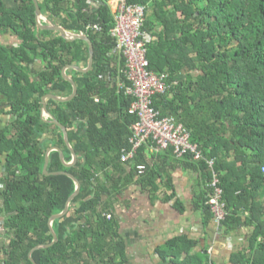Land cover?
<instances>
[{
    "label": "trees",
    "instance_id": "1",
    "mask_svg": "<svg viewBox=\"0 0 264 264\" xmlns=\"http://www.w3.org/2000/svg\"><path fill=\"white\" fill-rule=\"evenodd\" d=\"M37 2L47 18L43 23L88 36L93 62L85 74L69 69L78 88L72 101L47 100L78 159L66 167L53 151L50 175H45L50 148H60L66 162L73 157L62 130L42 116V100L72 95L63 69L85 67L88 47L82 39L68 40L37 26L32 0H0V33L20 39L16 46L0 44V96L14 117L0 131V227L6 238L0 264H33L30 257L35 264H127L112 201L136 178L156 192L160 173L151 167L150 145L128 161L120 159L132 150L131 127L138 118L129 114L135 98L126 93L125 58L113 53L109 0ZM128 2L147 7L145 30L153 35L149 68L166 76L167 90L153 97V107L182 124L205 157L178 160L202 171L209 218L210 183L216 175L227 209L221 223L253 227L251 256L241 264H264V0ZM167 152L176 158L173 150ZM207 160H214L212 168ZM127 167L130 173L124 177ZM59 172L78 179L81 191L52 224L58 241L34 249L29 257L33 247L53 241L49 220L76 191L73 179L53 175Z\"/></svg>",
    "mask_w": 264,
    "mask_h": 264
},
{
    "label": "crops",
    "instance_id": "2",
    "mask_svg": "<svg viewBox=\"0 0 264 264\" xmlns=\"http://www.w3.org/2000/svg\"><path fill=\"white\" fill-rule=\"evenodd\" d=\"M0 44L16 46L20 39L10 32L0 33ZM2 100L0 96V131L14 119ZM148 158L160 173L158 190L152 191L136 178L111 204L127 264H241L251 256L253 227L242 223L227 228L208 217L203 203L208 184L200 169L151 147ZM3 162L0 157V172ZM129 171L127 167L123 176Z\"/></svg>",
    "mask_w": 264,
    "mask_h": 264
},
{
    "label": "built area",
    "instance_id": "3",
    "mask_svg": "<svg viewBox=\"0 0 264 264\" xmlns=\"http://www.w3.org/2000/svg\"><path fill=\"white\" fill-rule=\"evenodd\" d=\"M113 25L110 34L114 39V51L125 58L123 73L130 83L126 93L135 98L129 114L135 115L138 122L132 125L130 144L132 150L123 152L122 161L134 158L137 151L150 145L157 153L173 150L177 159L192 155L195 161L205 159L199 147L191 142L190 133L174 118L162 117L153 107V97L167 90L166 76L151 72L148 58L149 42L152 35L145 30L147 7L143 4L129 3L128 0H111ZM92 28L98 29L97 25ZM213 167L214 160H207ZM145 170L146 166H140ZM264 172V168H263ZM210 187L213 189L208 204L216 223H221L227 215L226 203L222 199V189L213 174ZM212 264V263H208Z\"/></svg>",
    "mask_w": 264,
    "mask_h": 264
},
{
    "label": "water",
    "instance_id": "4",
    "mask_svg": "<svg viewBox=\"0 0 264 264\" xmlns=\"http://www.w3.org/2000/svg\"><path fill=\"white\" fill-rule=\"evenodd\" d=\"M32 1H33V4H34V7H35V20H36L37 26H39L42 29H46V30L59 31L61 33V35L64 38L68 39V40L82 39V40L85 41V43L88 46V56H89V58H88V64H87V66L85 68H82V67H80L78 65L72 64V65H68V66L64 67V69H63V76H64V78L73 87L72 95L69 96V97H67V98H60V97H57L55 95H47L42 100L43 101L42 116L43 117H46L45 120L47 122L53 123L54 125L58 126L62 130V132L64 134L65 143H66L67 147L70 149V151L72 153V157H73L72 161L66 162L65 161V157H64V153H63V151L60 148H58V147H52V148H50L47 151V154H46L45 166H44V171H43L45 175H50L47 170H48V164H49V155H50L51 152H53V151L59 152L60 158H61L62 162L65 164L66 167L73 166V164L76 163V161H77L78 158H77V155H76L75 151L73 150V148L70 145L69 135H68V131H67L66 127L63 126L58 120H56L49 113L48 108H47V100L52 99V100H55L57 102L66 103V102L72 101L77 96V93H78L77 85H76L75 81L71 77H69L67 75V69L73 68V69H76V71L81 72V73H84V74L87 73L88 71H90V68H91L92 62H93V45H92L91 40L88 38V36L85 33L77 32V31L72 30V29H66V28L62 27L61 25L54 24V23H43L42 20H43L44 17H43L42 10H41V7L39 5V2H37V0H32ZM48 119H50V121H48ZM53 175H66V176L70 177L71 179H73L74 182H75V184H76V191L69 198V200H68V202H67L66 207L64 208V210L62 212L58 213V214L52 215L51 218H50V220H49V225H50V228H51V231H52V234H53V241L50 242V243H48V244L36 245L29 252V257H30L31 252L34 249L50 247L55 242L58 241V236H57L56 232L54 231V229L52 227V224H53L54 220H56V219L64 216L68 212L69 206H70L71 202L74 200V198L81 191V183L72 174L67 173V172H59V173H54ZM30 259H31V262L33 264H35L34 261H33V259L31 257H30Z\"/></svg>",
    "mask_w": 264,
    "mask_h": 264
},
{
    "label": "rangeland",
    "instance_id": "5",
    "mask_svg": "<svg viewBox=\"0 0 264 264\" xmlns=\"http://www.w3.org/2000/svg\"><path fill=\"white\" fill-rule=\"evenodd\" d=\"M153 36V35H152ZM46 119V117H44ZM1 176H2V172H0ZM1 189V188H0ZM2 207V201L0 200V208ZM3 216L2 214H0V226H2V222H3ZM6 238L3 235V228L0 227V261L1 259L4 257L3 251H2V246L5 243Z\"/></svg>",
    "mask_w": 264,
    "mask_h": 264
}]
</instances>
